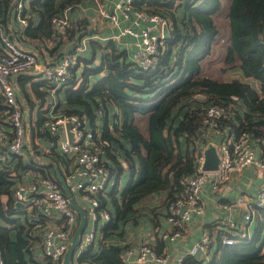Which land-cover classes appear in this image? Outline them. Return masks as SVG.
Segmentation results:
<instances>
[{
	"label": "trees",
	"instance_id": "16d2710c",
	"mask_svg": "<svg viewBox=\"0 0 264 264\" xmlns=\"http://www.w3.org/2000/svg\"><path fill=\"white\" fill-rule=\"evenodd\" d=\"M12 1L0 0L3 24ZM81 1H30L38 21L31 20L21 28V33L35 41L34 50L41 53L46 62L52 61L46 59V51L56 57L53 61L56 63L65 48L72 47L78 37L88 33L86 20L80 18L54 36L52 17L66 5L75 8ZM134 5L157 10L169 19L170 35L156 65L142 69L112 41L103 44L92 40L93 54L103 47L109 52L102 53L100 63L94 66L88 65L91 59L84 58L82 67L80 57V63L71 68L69 81L61 88L69 105L63 110L86 116L96 135L99 130L96 118L101 114L105 117L100 136L95 138L97 147L105 150L115 181L110 191L100 194L103 206L112 214L101 227L103 238L116 232L121 222L133 217L145 196L164 189H169L168 198L182 192L185 177L194 169L196 147L202 139L199 131L205 127L204 110L209 103L233 102L231 123L237 132L247 130L254 136H264V0H230L229 10L221 21L225 28L217 23L221 19L217 14L223 0H134ZM178 6L184 10L181 18ZM221 30L225 31V38L221 44L223 65L220 71L237 66L246 76L259 81V89L236 78L224 80L204 74L202 60L221 40ZM30 78L25 75L19 80L32 108L23 85L24 80ZM35 92L46 98V94L42 95L36 88ZM200 95L205 98L201 99ZM108 105L114 108L113 125L107 115ZM9 112L0 92V127H8ZM43 120L40 112L37 121L31 122L33 150L37 148L35 138L45 134L41 130ZM181 142L185 143L184 149ZM37 170L43 172L33 160L24 161L19 157L10 158L9 167L0 166L2 264H31L35 249L40 246L34 223L27 214L21 216L25 211L16 206L13 197L17 176ZM125 171L129 172V179L119 190L118 182ZM255 220L252 236L230 235L236 239L232 244H224L219 239L206 264H264V207L257 210ZM98 242L89 244L79 253L80 264H124L122 253L128 245ZM74 256L75 253L71 256L73 264ZM185 263L203 264L190 255L185 257Z\"/></svg>",
	"mask_w": 264,
	"mask_h": 264
},
{
	"label": "built area",
	"instance_id": "2783aa9c",
	"mask_svg": "<svg viewBox=\"0 0 264 264\" xmlns=\"http://www.w3.org/2000/svg\"><path fill=\"white\" fill-rule=\"evenodd\" d=\"M28 1L16 0L13 5L20 28L27 26L31 20L35 21L27 8ZM96 1L100 18L106 22L119 26L120 21H128L116 36L130 35L134 38L133 62L142 69L154 67L159 54L166 46L163 30L166 24L169 25L167 16L145 6H135L134 0H119L113 10L106 8L108 0ZM73 8V5H66L52 17L54 36L64 32L71 25ZM91 37H78L72 47L65 48L56 63L51 61L43 64L35 53L20 47L0 23V92L10 108L7 117L9 127L0 129V166L9 167L10 158L30 160L25 150L26 108L13 83V76L23 71H39L49 83L54 98L55 91L69 81L71 68L80 63V57L87 51ZM233 108V102H211L206 106L203 118L205 127L199 135L204 140L203 145L198 144L196 147L193 172L185 177L182 192L166 201V219L173 228L170 232L162 233L164 240L174 241L181 237L183 228L192 216L204 211L203 191L209 178H212V189L216 190L229 180L231 175L248 166L262 172L259 189L253 199L238 196L232 203L244 208L242 220L231 221L234 229L245 227V223H250L256 218L257 210L264 207V136H254L247 130L237 132L231 123ZM43 109L42 125L49 135L56 138L63 157L60 161V172L77 203L95 220V225L84 230L81 236L78 245L81 252L89 244L99 241L101 231L98 221L105 222L112 217L111 210L103 206L100 194L106 193L114 175L105 150L97 147V135L86 116L58 109L55 100L48 101ZM68 123H71L70 128L67 127ZM69 131L73 133V139L69 138ZM209 142L215 144L218 150L219 161L215 170L204 169V151ZM17 177L13 190L14 201L23 203L20 208L24 209L37 229L41 253L47 259L41 264H63L65 252L79 224V213L71 204L70 197L55 174L21 173ZM77 194L85 201V206L78 202ZM230 206L228 203L224 205L225 208ZM235 241L233 236L223 238L224 244H232ZM210 243V232L204 230L187 254L176 256L174 264H186L187 255L196 258L198 255L207 254ZM122 259L124 264H170L172 257L167 251H158L150 243L144 242L137 252L127 247L122 253Z\"/></svg>",
	"mask_w": 264,
	"mask_h": 264
},
{
	"label": "crops",
	"instance_id": "0c3cea01",
	"mask_svg": "<svg viewBox=\"0 0 264 264\" xmlns=\"http://www.w3.org/2000/svg\"><path fill=\"white\" fill-rule=\"evenodd\" d=\"M31 0H29L27 4V8L30 11L32 17L36 21H38V17L36 16L35 10L32 8H29V3ZM119 0H108L106 4V8L109 10H113L114 5ZM179 1H177L178 3ZM10 9V7H9ZM8 9V14H9ZM178 16L181 17L184 13L183 7L178 6L177 7ZM6 17L5 25H3L4 30L6 33L10 34L12 38L13 34L15 35L16 39L20 44L27 49L34 50L35 48V41L27 39L24 37L21 33V28L17 19V15L15 13L14 8L10 10V17ZM85 19L87 24L86 30L88 31L87 34L84 35H91V39L88 43V49L83 54L84 56L92 57V55H96L95 58L92 60V63L95 65H98L100 63L101 57H97V51L99 49H96L95 54H93V48L91 45V41L95 40L99 43H106L108 41H112L113 44L121 51H125L127 54V58L131 61L134 60V52L135 48L133 45L134 38L130 35H122V36H116L119 33V30L128 23L127 20L120 21L119 26L113 25L110 22H106L103 18H100L99 12H98V4L96 0H82L75 8L71 11V23H73L76 19ZM14 20V22H13ZM71 26V25H70ZM53 42L50 41L49 45H51ZM1 46V44H0ZM106 49V48H102ZM99 55V54H98ZM46 59L54 61L56 57H52L49 55V53L46 51ZM97 59V60H96ZM95 61V63H94ZM234 70L236 72L235 76L229 77V73H226L224 76V80H232V79H239L241 81L249 82L251 83L256 89H259L260 83L254 78L246 76L243 71L235 66L226 69L225 71H231ZM36 74L25 73L21 74L17 78L16 75L13 76L12 80L14 85L17 87V91L19 94V90H21L20 86V80L19 78L30 75V79L24 80V87L26 88V91L28 93H35V88L42 93V95L49 93V96L47 98V103L50 100H55L57 102V106L61 109L68 107L69 105L65 102V92L61 90V88H58L55 91L54 98L51 95L50 92V85L49 83L43 79L41 73L39 71ZM105 71H103V74ZM46 82V84L44 83ZM37 83V84H34ZM22 91V90H21ZM23 93V91H22ZM21 100L23 101L26 112H25V123L28 130V124L27 119L28 116L30 117L29 122V133L27 131V139L29 138V145L26 144V152L30 158V161L33 160L38 167L43 168V172L40 170L37 171H28V172H21L23 175H33L37 173H46L50 172L56 175L55 167H58L59 171L61 166L60 161L63 158L62 154L59 150V147L56 143V138L54 136L49 135L43 125L41 126V130L45 132L43 136H37L35 138L37 148L36 150H33L31 146V122L35 123L34 115H33V102L31 101L30 97L29 100L32 102V108L30 104L27 102V99L25 98V95L23 93V96L19 94ZM41 100V105L39 107L38 116L39 113L44 117V109H42V105L44 104L43 97L38 96ZM47 106V105H46ZM46 108V107H44ZM42 109V111H41ZM102 116V115H101ZM3 127V126H2ZM1 129V127H0ZM182 149L185 147V143L181 142ZM32 173V174H30ZM127 177L126 182L129 179V172L125 171ZM261 174L262 172L260 169L253 168L252 166H248L244 168L242 171L238 173H234L230 176L229 180H227L225 183L221 185L219 189H212V178H209L204 186L203 191V201H204V211L199 214H195L192 216V219L189 221L187 225L183 228V232L181 237L174 241L170 240H164L161 235L163 232H170L173 228V226L167 221L166 219V201L169 197V189H164L160 191H155L144 198H142L139 202V210L132 215L130 219L121 222L120 226L116 232L109 234L105 238L102 237V232L100 233L101 237L99 239V242L103 241L106 244H116V245H128L127 247L133 248L135 252L138 251L140 245L144 242L150 243L153 245L156 249L167 251L172 259L170 264L175 263V258L178 255H185L188 253L191 245L199 239L202 236V233L204 230H208L211 235V243L209 246V251L207 254L204 255H198L196 259L201 260L203 264H206V261L203 259H209L212 257L213 252L212 250L215 249V246L217 245V242L219 239L222 240L225 236H246L247 234L250 235V223H245V227H237L236 229L231 226V221L239 222L242 220V216L244 213V208L240 205L232 204L234 200L238 196H245L248 199H253V197L256 195L257 190L259 189V185L261 182ZM125 182V184H126ZM209 183V185H208ZM124 184V185H125ZM3 201H6V197H3ZM231 204L229 208H225V204ZM131 227L134 228L133 231H131ZM139 228L142 229L141 232H139ZM101 231V228H99ZM98 242V243H99ZM97 243V242H96ZM38 246V245H37ZM157 249V250H158ZM214 251V250H213ZM33 260L31 261V264H41L46 262V258L41 253L40 246L36 247L34 252Z\"/></svg>",
	"mask_w": 264,
	"mask_h": 264
},
{
	"label": "rangeland",
	"instance_id": "374dc122",
	"mask_svg": "<svg viewBox=\"0 0 264 264\" xmlns=\"http://www.w3.org/2000/svg\"><path fill=\"white\" fill-rule=\"evenodd\" d=\"M29 2V1H28ZM30 6V5H29ZM229 7H230V0H223V5H222V8L219 10V12H218V14L217 15H220V17H221V19H217L218 21H217V23L219 24V25H221V26H223L225 23L224 22H221L222 21V18H223V16H224V14H226L227 12H228V10H229ZM30 8V7H29ZM184 11V10H183ZM216 15V16H217ZM181 18V17H180ZM13 22H14V20H13ZM224 28H225V26H223ZM225 31L224 30H221V40L220 41H217L214 45H213V47H212V50H211V52H210V54L204 59V60H202V64H203V72H204V74L205 75H208V76H213V77H218V78H220V79H224L225 78V74L226 73H229V77H233V76H235V74H236V72L234 71V70H231V71H220V67L223 65V53H222V45L221 44H223V42H224V38H225V36L223 35V33H224ZM223 35V36H222ZM109 52V50L108 49H102V48H100L98 51H97V57L98 56H100L101 57V54L102 53H106V52ZM93 52V51H92ZM90 54H91V52L89 53V56L87 55V56H84V57H81V62H83L82 63V67H84V65H85V61H84V58H89V59H91V61L95 58V56L94 55H92V57H90ZM99 54V55H98ZM97 60V59H96ZM94 63H95V61H94ZM88 65H91V66H94L95 64H93L92 62H90ZM81 68V67H80ZM80 70V69H79ZM97 76V75H96ZM95 76V77H96ZM43 77V76H42ZM46 96H47V98H48V96H49V93H47L46 94ZM29 97H30V99H31V101L33 102V115H34V120L35 121H37V119H38V111H39V107H40V105H41V100H40V98H38V96L33 92V93H29ZM47 98H45V100H44V104L42 105V109L44 108V107H46V105H47ZM205 98V97H204ZM203 97H201V99H204ZM57 108L58 109H60V107H59V105L57 106ZM113 111H114V108L112 107V105H108V113H107V115L109 116V122L110 123H112V125H113V121H114V119H113V117H112V114H113ZM102 115V116H101ZM101 115H99V116H97V118H96V123H97V125L99 126V130H100V126L105 122V117H104V115L103 114H101ZM25 120H26V118H25ZM9 123V122H8ZM7 122H6V125H8V127H9V124H8ZM99 130H96L97 132H98V134H97V136L99 137L100 135H99ZM203 140L204 139H199V141H198V144L201 146V145H203ZM94 141H95V139H94ZM209 143H211V142H209ZM215 145V144H214ZM216 146V145H215ZM216 148H217V146H216ZM217 152H218V150H217ZM126 177H127V175H126V173L125 172H123L122 173V175H121V177H120V179H119V182H118V186H119V190H121V188H122V186H124V184H125V182H126ZM115 181V178H114V176L112 177V179H111V182L109 183V185H108V187H107V189H106V192H108V191H110L111 190V188H112V185H113V182ZM208 185H209V183H208ZM120 192V191H119ZM77 199H78V202L80 203V204H82V205H84L85 206V201L82 199V198H80L79 196H78V194H77ZM25 212H21V216H25ZM104 221L103 220H99L98 221V228H101L103 225H104ZM95 225V220L93 219V217H92V215H90V214H88V221H87V225H86V228H85V230H88V229H91L93 226ZM251 226H250V228H249V231H250V235L252 236V234H253V232H254V230H255V226H256V220L254 219L252 222H251V224H250ZM36 229V228H35ZM37 230V229H36ZM134 230V228H132L131 227V231H133ZM142 231V229L141 228H139V232H141ZM37 232V231H36ZM83 234V233H82ZM214 250V249H213ZM213 250H212V252H213ZM79 253H80V247L79 246H77V249L75 250V256H74V260H73V262H74V264H80L79 262H78V260H77V258H78V255H79ZM204 261H208L209 259H203Z\"/></svg>",
	"mask_w": 264,
	"mask_h": 264
},
{
	"label": "water",
	"instance_id": "95a60500",
	"mask_svg": "<svg viewBox=\"0 0 264 264\" xmlns=\"http://www.w3.org/2000/svg\"><path fill=\"white\" fill-rule=\"evenodd\" d=\"M15 1L16 0H13L11 5H10L9 14H8L9 17H10V10L12 9ZM163 32H164L165 38H168L169 35H170V29H169V25L168 24H166L164 26ZM13 37H14L13 39L15 40V42L20 47L24 48L20 44V42H18V40L16 39L14 34H13ZM24 49L35 53L37 56H39V58L41 59V62L43 64H45L46 60H45L44 56L41 53H39V52H37L35 50L27 49V48H24ZM30 72H32V74L38 73V72H34V71H23V72H20V73L16 74L15 78H17L21 74L30 73ZM19 94L21 96H23V93H22L21 90H19ZM200 97L204 98L205 96L204 95H200ZM29 122H30V117L28 116V119H27V124H28V130L27 131H28V133H29ZM70 126H71V123H68L67 127L70 128ZM199 132L201 134L202 131L200 130ZM68 136H69L70 139H73V133L71 131L68 132ZM29 138L30 137H28V139H27V145H29ZM204 153H205L204 169L205 170H215V169H217L219 156H218V152H217L216 146L213 143H209L207 145V147L205 148ZM55 172H56L57 178L60 180V182L62 184V187H63L64 191L70 197L71 204L77 210V212L79 213V216H80V221H79V224H78V226H77V228H76V230L74 232V235H73V238H72V242H71L70 246L68 247V249L66 250L64 258H63V264H73L71 256H72V254L75 253V250L77 249V246L80 243L82 233L84 232V230L86 228V225H87L88 215H87V211L82 206H80L77 203L76 199L74 198L72 192L70 191L69 187L67 186V184L65 182V179H64L63 175L61 174V172L59 171L58 167H55ZM15 204L18 207H22L23 206V203L21 201H17Z\"/></svg>",
	"mask_w": 264,
	"mask_h": 264
}]
</instances>
